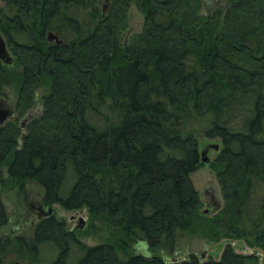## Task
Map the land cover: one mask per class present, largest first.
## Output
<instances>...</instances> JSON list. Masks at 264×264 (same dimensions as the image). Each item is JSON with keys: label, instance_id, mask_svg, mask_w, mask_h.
I'll use <instances>...</instances> for the list:
<instances>
[{"label": "trees", "instance_id": "obj_1", "mask_svg": "<svg viewBox=\"0 0 264 264\" xmlns=\"http://www.w3.org/2000/svg\"><path fill=\"white\" fill-rule=\"evenodd\" d=\"M2 1L14 61L0 60V95L17 92L16 116L0 126L3 182L23 194L38 184L45 205L84 210L108 237L87 245L53 215L29 237L0 234V264L13 253L36 264L48 247L50 264H264V0H108L106 12L100 0ZM132 5L144 23L126 42ZM41 88L42 109L23 125ZM205 117V136L221 139L212 216L192 181L203 162L187 129ZM182 233L263 253H156Z\"/></svg>", "mask_w": 264, "mask_h": 264}, {"label": "rangeland", "instance_id": "obj_2", "mask_svg": "<svg viewBox=\"0 0 264 264\" xmlns=\"http://www.w3.org/2000/svg\"><path fill=\"white\" fill-rule=\"evenodd\" d=\"M107 2L108 0H100L99 2V5L104 10V12L107 10ZM0 6H4V2L2 0H0ZM128 20L129 26L124 34V37H126V42L133 33L141 31L144 23V14L135 5H132L129 10ZM46 91L47 90L45 88L38 90L37 103L34 106V109L29 112L31 116L42 109V97ZM16 101L17 92L15 88H5L3 94L0 95V103L3 106V109L15 110ZM209 125L210 118L205 117L203 119L193 120V122L187 128L188 131L191 130L195 133L199 140L201 149L212 144H221V139H210L205 136L204 130ZM217 155L218 153L212 149L208 154L210 162L203 163L202 167L192 174L193 184L201 194L202 201L204 202V207L202 209L203 213L204 209L209 208L206 204L209 200V197H214L216 201L222 198L221 187L217 180L216 173L211 166ZM4 180H7V172L6 169H1L0 192L8 213V223L4 227L0 228V234L5 235L10 239L31 236L36 231V228L39 224L34 223L35 218H38L37 208L42 207L44 211H48V207H52L54 210V217L59 220H64L69 230L74 231L83 243L90 246H95L107 240L108 231L103 226H101L100 223L93 222L89 213H81L83 210L67 211L57 204L47 206L43 202L44 191L38 184L29 183L26 187V193L23 194L13 187L12 189L9 188L11 186H9L8 183L4 184ZM82 215L83 217L87 218V222L83 228H79L78 219ZM72 217H74V219H72ZM229 244L234 247L236 252L241 254H257L258 256H261L263 253L261 248L251 247L244 240L222 238L219 241H212L207 235L201 236L188 233H182L178 236L174 250L171 251L168 248L163 247L156 253L161 255L167 261L182 258L183 256L184 259H189L191 254H197L201 259L209 257L219 260L223 250ZM138 252H141L144 254V256H150V252H148L145 247L138 248ZM54 255L55 253L52 248H43L36 264H50L49 261ZM10 259L12 264H26L20 261L17 253L11 254Z\"/></svg>", "mask_w": 264, "mask_h": 264}, {"label": "water", "instance_id": "obj_3", "mask_svg": "<svg viewBox=\"0 0 264 264\" xmlns=\"http://www.w3.org/2000/svg\"><path fill=\"white\" fill-rule=\"evenodd\" d=\"M49 40L50 41L56 40L57 43H61V41L53 33L49 34ZM0 60L5 65H12L13 61H14V56H13L12 52L10 51V49L8 48L7 41H6L5 37L1 33H0ZM15 116H16V112L14 109L0 108V126L5 124L8 119L14 118ZM30 116L31 115L28 114V116L22 121L23 125H25L26 120ZM212 149H214L216 152H219L220 144H212L206 148L201 149V158H202L201 161L203 163H209L210 162V158L208 157V154L210 153V151ZM222 204L223 203H222V198H221V199L217 200V203H216L214 208H210L208 206L209 207L208 209H204V213L207 215H214L222 208ZM53 212H54L53 208L49 207L48 213L50 215H52ZM78 220H79V222H78L79 228H83L87 222V218L83 217V215H82L81 217H79ZM182 259H184V256L182 258L172 259L171 261H179Z\"/></svg>", "mask_w": 264, "mask_h": 264}, {"label": "flooded vegetation", "instance_id": "obj_4", "mask_svg": "<svg viewBox=\"0 0 264 264\" xmlns=\"http://www.w3.org/2000/svg\"><path fill=\"white\" fill-rule=\"evenodd\" d=\"M0 107L1 108H3V106H2V104L0 103ZM216 203H217V201H216V199L213 197H209V200H208V202L206 203L207 204V206H209L210 208H214L215 207V205H216ZM49 208V207H48ZM37 210H38V212H37V214H38V218H35V220H34V223L35 224H38L42 219H44V218H48V217H52L53 215H54V212H53V214L52 215H50L49 213H48V211H44L43 210V208L42 207H40V208H37ZM81 213H85V211L83 210ZM76 218V217H75ZM72 219H74V217H72Z\"/></svg>", "mask_w": 264, "mask_h": 264}]
</instances>
